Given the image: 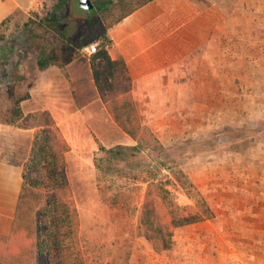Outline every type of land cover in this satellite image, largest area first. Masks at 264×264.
<instances>
[{
	"label": "crops",
	"instance_id": "crops-1",
	"mask_svg": "<svg viewBox=\"0 0 264 264\" xmlns=\"http://www.w3.org/2000/svg\"><path fill=\"white\" fill-rule=\"evenodd\" d=\"M25 6L0 0V25L16 22V9ZM108 36L110 58L128 71L138 123L150 130L184 131L192 121L195 127L218 122L221 113L234 126L239 117L264 114V0H151L116 22ZM84 45L62 68H38L20 102L23 113L49 111L72 147L76 132L106 123L135 142L101 99ZM33 130L0 124L2 237L13 229ZM64 130L72 131V141ZM255 146L264 151V139ZM255 164L230 172L227 193L238 199L212 204L214 216L195 224V264H264V158Z\"/></svg>",
	"mask_w": 264,
	"mask_h": 264
},
{
	"label": "rangeland",
	"instance_id": "rangeland-1",
	"mask_svg": "<svg viewBox=\"0 0 264 264\" xmlns=\"http://www.w3.org/2000/svg\"><path fill=\"white\" fill-rule=\"evenodd\" d=\"M18 1L26 6L16 9L17 21L7 19L0 25L1 117L10 101L9 93L12 90L17 94L29 92L38 70L34 55L28 48H23V53L18 56L15 54V57L13 55L10 57L7 53L13 41L23 35L22 12L26 11L25 21L29 20L37 24L49 14H53L54 8L60 2L59 0ZM110 1L113 0H92L93 3L101 6L107 5L106 3ZM65 12L62 7L56 15ZM114 13L119 14V9ZM84 21L83 18H76L75 15L70 16L59 28H53L57 31L54 34L66 28L69 32L76 33H73L74 36L79 33L87 34L89 28L83 25ZM92 41L89 40L88 43ZM8 72L15 76L16 84L8 82L7 78L5 80L4 76ZM113 105H116L123 115L131 114L130 104L124 98ZM253 116L250 121L239 117L238 122L231 126L226 124L227 117L221 113L218 122L207 120L206 123L195 127L196 123L192 121L189 128L184 131L152 132L169 149L170 158L167 161L172 160L180 165L212 207V204H220L228 197L229 200H232V196L235 200L238 199V194L227 193L226 184L232 170H246L254 163L258 167L261 158H264V151L257 150L256 146L251 147L256 141L264 139V114H261V118L256 114ZM210 123H219V126L210 128ZM0 124L9 127L1 122ZM111 124L106 123L102 127L100 125L97 128L90 127L83 132H76L75 144L73 147L70 146L65 154L68 195L74 201L77 211V241L83 264H195L196 223L178 228L170 227L171 245L160 251L154 250L139 227L146 184L97 172L93 158L99 146L136 143L125 140L120 132L113 133L112 130H119ZM64 133L70 138L69 140H73L72 131L64 130ZM168 163L171 165V162ZM167 174L170 175V169L164 168L157 176L165 179ZM169 187L173 191L176 203L180 205L178 207L181 212L196 210L195 202L188 198L182 189L174 188L170 184ZM43 199L42 192L23 186L10 236H0V264H35L34 212ZM164 218L168 223L171 221L170 214L165 210Z\"/></svg>",
	"mask_w": 264,
	"mask_h": 264
},
{
	"label": "trees",
	"instance_id": "trees-1",
	"mask_svg": "<svg viewBox=\"0 0 264 264\" xmlns=\"http://www.w3.org/2000/svg\"><path fill=\"white\" fill-rule=\"evenodd\" d=\"M59 1L53 14L39 23L26 21L21 29L23 35L13 41L7 53L15 57V54L23 53V48H28L38 68L49 65L62 68L89 40L100 41L98 49L90 55L94 85L116 124L136 143L99 146L93 158L94 166L102 175L113 174L146 184L139 227L154 250L166 249L172 243L170 227L178 228L211 219L214 213L180 165L172 160L167 161L170 158L169 149L152 130L138 123L128 71L122 61L111 59L106 50L110 43L109 28L151 0H113L104 6L93 3L91 10L81 9L76 0ZM62 7L66 12L56 15ZM116 9H119V14L114 13ZM74 15L85 20L83 25L89 28L87 34L74 36L76 33L69 32L67 28L54 34L57 32L55 29ZM4 78L16 84L12 73H6ZM28 95L27 91L17 94L12 90L0 122L15 128L34 129L30 150L22 166V185L44 194L43 202L34 212L35 264H83L77 241V211L68 195L65 154L70 146L49 111L23 113L20 102ZM122 98L130 104L131 114L123 115L113 105ZM164 168L170 169V175L167 174L165 179L157 176ZM169 184L182 189L195 202L196 210L181 212ZM164 210L171 216L169 223L165 221Z\"/></svg>",
	"mask_w": 264,
	"mask_h": 264
},
{
	"label": "built area",
	"instance_id": "built-area-1",
	"mask_svg": "<svg viewBox=\"0 0 264 264\" xmlns=\"http://www.w3.org/2000/svg\"><path fill=\"white\" fill-rule=\"evenodd\" d=\"M100 41L99 40H93L92 42L85 44L82 48L83 50L93 53L95 52L99 47Z\"/></svg>",
	"mask_w": 264,
	"mask_h": 264
},
{
	"label": "water",
	"instance_id": "water-1",
	"mask_svg": "<svg viewBox=\"0 0 264 264\" xmlns=\"http://www.w3.org/2000/svg\"><path fill=\"white\" fill-rule=\"evenodd\" d=\"M77 3L83 10H91L94 7L92 0H77Z\"/></svg>",
	"mask_w": 264,
	"mask_h": 264
}]
</instances>
